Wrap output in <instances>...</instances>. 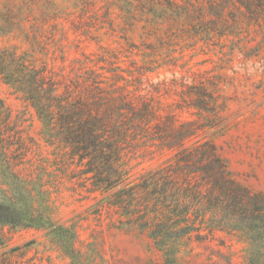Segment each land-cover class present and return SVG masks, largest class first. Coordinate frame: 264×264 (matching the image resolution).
Listing matches in <instances>:
<instances>
[{"label": "rangeland", "instance_id": "obj_1", "mask_svg": "<svg viewBox=\"0 0 264 264\" xmlns=\"http://www.w3.org/2000/svg\"><path fill=\"white\" fill-rule=\"evenodd\" d=\"M12 7L7 11L0 0V50L31 47L20 28L30 33L38 63L68 71L77 59L122 75L120 85L139 90L153 119L136 122L142 129L132 126L119 140L117 168L102 176L116 187L101 192L100 179L0 80L10 116L0 203L34 220L28 228L0 226V264H264L259 36L245 25L230 35V21L213 19L207 0H15ZM185 122L195 135L182 148L161 144ZM197 145H207L229 178L251 194L252 213L238 217L235 227L196 224L200 228L188 236L157 243L146 223L165 225L162 233L189 223L168 220L140 188L128 189ZM115 194L121 196L117 205Z\"/></svg>", "mask_w": 264, "mask_h": 264}, {"label": "trees", "instance_id": "obj_2", "mask_svg": "<svg viewBox=\"0 0 264 264\" xmlns=\"http://www.w3.org/2000/svg\"><path fill=\"white\" fill-rule=\"evenodd\" d=\"M3 1L7 11H11L15 0ZM207 4L213 19L230 21L233 26L230 35L236 33L239 25H245L247 33L259 36L258 44L264 47V0H207ZM21 13L17 9L16 18ZM18 29L31 47L22 52H18L17 47L0 50V80L34 109L53 138L79 157L88 174L100 179L98 189L111 191L116 186L102 176L110 178L107 171H114L113 167L117 165L119 140L126 138L132 126H141L136 122L141 124L153 119L144 97L138 89H129L131 85L127 82L120 85L125 81L122 75L111 74L103 67L94 69L87 61L73 59L68 71L65 68L57 71L46 62L38 63L30 33ZM9 117L0 100L1 165L6 163L3 155L10 138ZM190 125L183 123L174 137L161 144L165 143L169 149L182 148L185 141L195 135ZM134 188H140L145 199L152 202L155 209L160 208L168 220L189 223L174 233H162L163 224L151 226L146 223L150 236L160 244L167 238L179 240L188 236L200 228L196 224L223 228L233 223L235 227L238 217L252 213L247 206L251 194L229 178L223 161L208 150L207 145H197L191 151L181 149L174 163L148 173L128 190ZM120 200L121 196L115 194L113 203L117 205ZM33 221L27 212L0 203V226L28 228L34 225Z\"/></svg>", "mask_w": 264, "mask_h": 264}]
</instances>
